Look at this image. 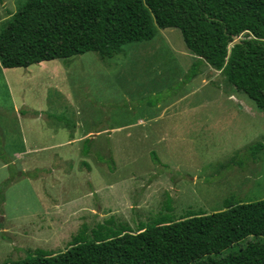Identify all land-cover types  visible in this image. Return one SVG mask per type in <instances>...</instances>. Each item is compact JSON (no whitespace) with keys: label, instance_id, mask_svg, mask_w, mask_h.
<instances>
[{"label":"rangeland","instance_id":"rangeland-1","mask_svg":"<svg viewBox=\"0 0 264 264\" xmlns=\"http://www.w3.org/2000/svg\"><path fill=\"white\" fill-rule=\"evenodd\" d=\"M25 1L0 0V24ZM197 59L180 29L169 27L104 60L89 51L0 69L6 154L61 142L66 133L55 126L74 135L100 131L80 145L36 153L48 155L45 166L24 165L28 157L0 164V264L38 248L65 251L84 225L91 231L108 219L112 228L137 231L163 216L223 210L226 200L264 199V149L250 153L264 139V111L208 64L187 82ZM99 206L109 214L101 217Z\"/></svg>","mask_w":264,"mask_h":264},{"label":"trees","instance_id":"trees-1","mask_svg":"<svg viewBox=\"0 0 264 264\" xmlns=\"http://www.w3.org/2000/svg\"><path fill=\"white\" fill-rule=\"evenodd\" d=\"M169 27L180 29L198 58L187 82L208 64L264 111V0H26L0 24V69L89 51L104 60ZM263 149L264 139L250 153ZM0 155L5 157L1 147ZM225 204L179 220L163 216L137 231L112 228L111 219L91 231L84 225L65 251L38 248L5 264H264V199ZM250 236L240 250L224 255Z\"/></svg>","mask_w":264,"mask_h":264},{"label":"crops","instance_id":"crops-1","mask_svg":"<svg viewBox=\"0 0 264 264\" xmlns=\"http://www.w3.org/2000/svg\"><path fill=\"white\" fill-rule=\"evenodd\" d=\"M191 109H192V107H191ZM33 111L36 112L37 110L34 109ZM27 116H32V115H27ZM35 117H36V119H39L40 115H36V116H34V118ZM43 118H46V116L45 115H42V118L41 119H43ZM18 119H19L18 122H19V125H20V123H21L22 119H24V117L22 118V117L19 116ZM144 122H145V120H143L142 118H139V123H144ZM27 131L29 132V127L26 129V132H24V134H23V131H22L23 141H25V139H27L26 137H28ZM57 131H59V132L65 131V133H66V138L64 140H61V142H59L57 144H51V145H48V146H43L41 144L39 146H36V144H34L32 146L34 148H32V147H29V148L28 147H25L22 152H20V153H18V152H15L14 153L13 152V154H11V155L10 154H6L4 152V148H3L4 145H3V141H2V138H1V132H0V147L3 150V153L5 154V157L4 158L0 155V161H1L0 164H1V166H3L4 168L9 167L8 166V163L14 164L13 162H15L17 158L23 162L24 157H28L30 159V161H27V162L24 161V165L25 164H29V162H31L32 164H36L37 167H40V164H42L43 166H45V164L48 162V161H46L47 158H48V155L47 154H42V157L40 158L39 156H41V155H39L38 157H36V153H40L41 151H42V153H44L45 151H48V150H56V149H60V148H63V147L72 146L74 144H76V145L79 144L80 145L82 142H88L87 141L88 139H90V138L93 139L92 136L99 135V133H100V131L93 132V130H88V131H86L85 133H83L81 135H77V133H76V135H74L70 131L65 130V128H60L58 126H55L54 127V132L56 134H57ZM54 154H56V153H54ZM31 156H33V158ZM52 156H56L57 157L58 155H52ZM8 157H9L10 161L7 160ZM2 159H5V160H2ZM16 163H18V162H16ZM89 195L91 196V194H89ZM70 201H72V200H70ZM58 206H60V205H58ZM122 206L123 205H121L120 208ZM60 209H62V211H65L63 209V207H61V206H60ZM90 210H93V209H90ZM106 210L107 209H105L103 206H99V211L100 212H98V213H100V216L101 217L106 216L107 214H109V212H106ZM79 211H81V210H78L77 212H79ZM112 211L113 210H111L110 212H112ZM114 211H116V210H114Z\"/></svg>","mask_w":264,"mask_h":264},{"label":"water","instance_id":"water-1","mask_svg":"<svg viewBox=\"0 0 264 264\" xmlns=\"http://www.w3.org/2000/svg\"><path fill=\"white\" fill-rule=\"evenodd\" d=\"M240 42H241V40L238 38V39H236V40L233 42V45L236 44V43H240Z\"/></svg>","mask_w":264,"mask_h":264}]
</instances>
